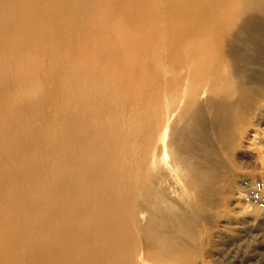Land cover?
I'll list each match as a JSON object with an SVG mask.
<instances>
[{
	"label": "bare ground",
	"instance_id": "6f19581e",
	"mask_svg": "<svg viewBox=\"0 0 264 264\" xmlns=\"http://www.w3.org/2000/svg\"><path fill=\"white\" fill-rule=\"evenodd\" d=\"M255 38L264 0H0V264L205 263Z\"/></svg>",
	"mask_w": 264,
	"mask_h": 264
},
{
	"label": "rangeland",
	"instance_id": "374dc122",
	"mask_svg": "<svg viewBox=\"0 0 264 264\" xmlns=\"http://www.w3.org/2000/svg\"><path fill=\"white\" fill-rule=\"evenodd\" d=\"M247 46L256 47L264 52L263 40L260 41L255 38ZM244 70L250 75L264 79V69L247 64ZM254 110L255 117H252L246 131H244L245 129L244 132L242 131L241 137L229 153L220 155L224 162H228L226 164L228 168L236 169L238 181L227 188L231 191L229 192L230 195L225 194L227 200H229L227 203L229 207L227 208V205H225L223 209H228L229 217L232 216L229 219L226 217L218 220L215 225L213 224L216 227L215 229L205 227L207 235H211L213 231L215 233L212 241L208 240L205 243L207 261L205 260L203 264L208 262V264H218L217 259L222 261L219 264H225L226 262V264H242L244 260L243 264H264V99L256 102ZM240 168L244 171L240 172ZM239 189L242 193L239 192ZM251 202H258L263 209L257 214L251 212L252 209L248 205ZM242 235L245 236V239ZM253 239L256 240L253 241ZM239 249L241 252H239ZM230 258L234 263L229 261Z\"/></svg>",
	"mask_w": 264,
	"mask_h": 264
}]
</instances>
